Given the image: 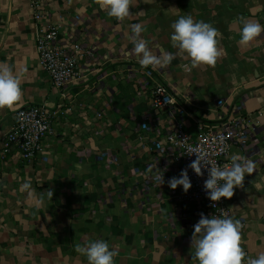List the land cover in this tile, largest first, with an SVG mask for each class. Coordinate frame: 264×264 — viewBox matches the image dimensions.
I'll list each match as a JSON object with an SVG mask.
<instances>
[{
  "label": "crops",
  "instance_id": "1",
  "mask_svg": "<svg viewBox=\"0 0 264 264\" xmlns=\"http://www.w3.org/2000/svg\"><path fill=\"white\" fill-rule=\"evenodd\" d=\"M30 3L0 0V65L20 76L24 93L13 109H0V139L17 111L32 104L54 114V134L34 158L17 146L0 158V264H87L75 246L95 239L119 249L116 264H196L191 238L200 217L193 203L173 198L183 193L168 184L180 174L178 162L155 150L171 126L152 107L154 82L173 92L192 138L229 118L248 130L228 159L238 153L255 169L228 204L244 225L245 251L264 252V33L239 42L241 18L264 24V0H132L123 21L96 0H41L43 20L58 27L63 45L82 46V75L64 95L39 65L42 25ZM185 15L219 30L215 67L188 70L190 59L172 46L170 25ZM136 23L144 25L141 37L154 54L176 56L152 76L133 53L129 37ZM25 179H31V195L20 191Z\"/></svg>",
  "mask_w": 264,
  "mask_h": 264
},
{
  "label": "clouds",
  "instance_id": "2",
  "mask_svg": "<svg viewBox=\"0 0 264 264\" xmlns=\"http://www.w3.org/2000/svg\"><path fill=\"white\" fill-rule=\"evenodd\" d=\"M102 10L109 17L119 21L125 20L132 13L130 6L132 0H96ZM242 27L239 32L241 44L253 42L264 33V24L257 21H246L241 18ZM173 30L171 42L174 48L186 54L190 59V68L200 65L215 67L221 52L218 48L219 30L212 24L203 20L195 21L191 15L180 16L170 25ZM144 25L140 23L131 25L130 42L134 45L133 53L138 58L137 62L142 68H151L155 71L170 65L176 59L171 52H162L156 55L150 49L148 41L141 37ZM22 81L10 66L0 65V109H13L23 99ZM165 103L170 104L168 96ZM224 137L220 138L223 145L221 152L227 151V144L223 143ZM189 154H196V159L188 166L197 175L207 178L204 180V191L212 202L220 201L221 198H231L236 187H242L245 176L252 174L255 162L245 159L238 153L230 156V164L223 167L209 158L207 153L189 149ZM202 169L204 171H202ZM151 171V169H150ZM157 182L164 183L163 175L155 176ZM31 179H25L20 186L21 192L32 193ZM169 187L176 189L182 186L186 193L191 187V179L187 168L182 169L179 176H173L168 181ZM52 196V192H49ZM194 231L191 238L192 259L196 264H264V252L255 256L250 255L242 246V232L244 225L241 220L230 216L200 214V219L193 225ZM75 251L86 258L87 264H116L119 249L113 247L104 239L91 240L81 246L77 244Z\"/></svg>",
  "mask_w": 264,
  "mask_h": 264
},
{
  "label": "built area",
  "instance_id": "3",
  "mask_svg": "<svg viewBox=\"0 0 264 264\" xmlns=\"http://www.w3.org/2000/svg\"><path fill=\"white\" fill-rule=\"evenodd\" d=\"M30 4L36 8L34 18L42 25L37 36L39 65L49 74L54 88L64 95L69 86L82 75L80 65L82 46L75 43L71 46L63 45L58 27L43 20L41 0H31ZM146 73L152 76V70H147ZM150 96L153 109L164 113L171 126L162 139L154 142L155 150L173 157L180 166V172L187 168L192 183V187L186 193L184 191L182 194L174 193L173 198L193 203L199 217L203 213L206 216L224 215L233 218L228 198L222 197L220 201L212 202L207 197L203 188L207 173L205 171L204 176H200L188 167L196 159V154H189L188 150L207 153L210 159L223 167L230 164L228 155L232 144H244L249 137L248 130L239 119L229 118L221 127H208L197 138H192L183 129L184 109L176 106L175 95L169 87L162 82H154L150 88ZM166 96L169 97L170 104L165 103ZM220 104H223V100H220ZM53 115L45 106L38 104L19 109L15 124L5 138L0 139V158H5L14 146H17L28 159L42 154L45 139L54 134ZM142 128L147 131L151 129L146 123L142 124ZM221 137H224L223 143L228 146L226 152L220 151L223 146L220 142Z\"/></svg>",
  "mask_w": 264,
  "mask_h": 264
}]
</instances>
